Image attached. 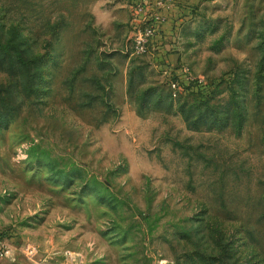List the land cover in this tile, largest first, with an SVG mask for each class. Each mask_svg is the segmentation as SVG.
<instances>
[{"label":"rangeland","instance_id":"374dc122","mask_svg":"<svg viewBox=\"0 0 264 264\" xmlns=\"http://www.w3.org/2000/svg\"><path fill=\"white\" fill-rule=\"evenodd\" d=\"M132 1L0 0L7 264H264V0Z\"/></svg>","mask_w":264,"mask_h":264},{"label":"built area","instance_id":"2783aa9c","mask_svg":"<svg viewBox=\"0 0 264 264\" xmlns=\"http://www.w3.org/2000/svg\"><path fill=\"white\" fill-rule=\"evenodd\" d=\"M132 3L137 13L148 11L151 6L150 0H133ZM161 20L160 16L152 14L145 15L142 18L140 25L135 28L132 37V49L136 54L143 55L147 53L148 47L157 36V31L159 30L158 23ZM170 86L174 91L173 95H175L177 85L171 83ZM10 258L7 246L2 238H0V264H7V262H10Z\"/></svg>","mask_w":264,"mask_h":264},{"label":"trees","instance_id":"16d2710c","mask_svg":"<svg viewBox=\"0 0 264 264\" xmlns=\"http://www.w3.org/2000/svg\"><path fill=\"white\" fill-rule=\"evenodd\" d=\"M19 47H20L19 44H16L15 42H13L9 39L5 40L4 43L0 42V53L5 58V59L2 58V61L4 62V60H5L8 68H10V69H18V68L20 69V67H21V68H23L25 73L29 76L30 74L28 72L30 69H33L36 66L38 67L39 64L41 65L44 62H47V60H49V53L48 52L45 53L46 55H40L37 57H35V56L30 57L29 55H25L27 53V51L25 49L24 50L22 49L20 51ZM21 53H23L25 55L24 60L22 58ZM262 66H264V65L262 64ZM258 76L262 77V75H258ZM0 100H2V99L0 98ZM205 107H208V105L206 104ZM109 109H110V107H109ZM211 114L216 116L214 111H211ZM238 116H240V115L238 114ZM184 118H185V121L188 122L190 115H188V114L184 115ZM4 123L5 124L7 123L6 119H4Z\"/></svg>","mask_w":264,"mask_h":264},{"label":"crops","instance_id":"0c3cea01","mask_svg":"<svg viewBox=\"0 0 264 264\" xmlns=\"http://www.w3.org/2000/svg\"><path fill=\"white\" fill-rule=\"evenodd\" d=\"M168 1L171 2L173 0H150L151 6H150L149 10H152V9H154L156 11L161 10L162 12H164V10H166V9L170 10L171 8H169V7H171V6L168 5L169 4V3H167ZM174 1H177V0H174ZM181 3L183 5V8L182 9L183 10L185 9V11H186V10H188V7L189 6H192L193 5V3L197 4L198 3V0H181ZM173 4L175 6L176 3L174 2V3H172V5ZM169 20L170 19H168V22H169Z\"/></svg>","mask_w":264,"mask_h":264}]
</instances>
